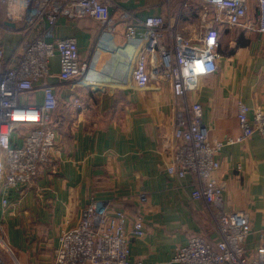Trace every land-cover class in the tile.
I'll return each instance as SVG.
<instances>
[{
    "label": "crops",
    "instance_id": "crops-1",
    "mask_svg": "<svg viewBox=\"0 0 264 264\" xmlns=\"http://www.w3.org/2000/svg\"><path fill=\"white\" fill-rule=\"evenodd\" d=\"M118 1L141 19L172 20L181 6V0ZM201 9L197 1L181 16L185 36L198 28ZM114 16L119 18V12ZM259 20L258 0H248L240 26L217 25L218 71L202 77L191 95L203 106L211 140L241 135L239 101L264 111V33L256 30ZM124 31L125 24L118 23L109 40L90 18L62 17L55 27V38L78 41L91 67L84 78L63 82L57 77L60 60L53 59L50 81L60 106L54 113L52 163L42 167L32 187L10 193L9 205L3 206L0 197L6 246L19 264H52L59 234L78 223L93 198L123 207L131 217H144L146 234L132 239L131 264H172L176 249L192 236L216 242L204 204L191 198L192 177L180 179L166 171L178 122L172 85L154 79L145 88L134 83L131 73L144 43L143 29L134 40H127ZM17 40H7L8 53ZM72 96L81 98L83 108L67 104ZM218 158L221 167L215 175L226 182L225 210L249 212L252 235L246 248L254 255L264 245V139L254 135L226 146Z\"/></svg>",
    "mask_w": 264,
    "mask_h": 264
},
{
    "label": "built area",
    "instance_id": "built-area-1",
    "mask_svg": "<svg viewBox=\"0 0 264 264\" xmlns=\"http://www.w3.org/2000/svg\"><path fill=\"white\" fill-rule=\"evenodd\" d=\"M201 1V21L189 37L181 27V16ZM257 31L264 33V0H258ZM210 9L213 14H210ZM248 11V0H181L180 12L172 20L163 16L138 18L123 9L118 0H0V197L10 204L9 194L32 187L42 167L52 163L57 143L54 113L60 106L51 83V64L60 60L57 75L63 82L84 78L91 67L83 59L75 38H55L62 18H90L102 35L114 38L117 25L125 24L127 40L143 29L144 43L131 76L139 88L154 80L170 82L178 122L170 139V176L192 177L191 198L204 204L216 242L192 236L178 247L172 264H264V245L254 255L246 243L252 235L247 211H226V182L216 177L218 158L229 145L259 135L264 139V111L238 102L241 135L211 140L203 119V106L191 95L202 77L218 71V24L240 26ZM119 12V18L114 16ZM16 24L15 28L5 23ZM253 29V28H252ZM17 37L10 53L7 37ZM69 106L83 108L81 98L72 96ZM169 146V145H168ZM144 199V196L142 197ZM146 234L144 217H131L123 207L93 198L82 210L75 226L58 236L52 264H131V241ZM10 251L11 248L6 246ZM0 264H4L0 256Z\"/></svg>",
    "mask_w": 264,
    "mask_h": 264
},
{
    "label": "rangeland",
    "instance_id": "rangeland-1",
    "mask_svg": "<svg viewBox=\"0 0 264 264\" xmlns=\"http://www.w3.org/2000/svg\"><path fill=\"white\" fill-rule=\"evenodd\" d=\"M210 14H213V10L210 9ZM2 223L0 224V240L5 244V230L3 229ZM0 256L4 260V264H19L18 261L14 258L16 256L14 250L10 251L1 241H0Z\"/></svg>",
    "mask_w": 264,
    "mask_h": 264
},
{
    "label": "water",
    "instance_id": "water-1",
    "mask_svg": "<svg viewBox=\"0 0 264 264\" xmlns=\"http://www.w3.org/2000/svg\"><path fill=\"white\" fill-rule=\"evenodd\" d=\"M6 26H9V27H12V28H15L16 27V24L14 23H10V22H6L5 23ZM14 258L16 259V257L14 256ZM17 260V259H16Z\"/></svg>",
    "mask_w": 264,
    "mask_h": 264
},
{
    "label": "trees",
    "instance_id": "trees-1",
    "mask_svg": "<svg viewBox=\"0 0 264 264\" xmlns=\"http://www.w3.org/2000/svg\"><path fill=\"white\" fill-rule=\"evenodd\" d=\"M201 4H202V7L204 6V3L203 2H201V1H199Z\"/></svg>",
    "mask_w": 264,
    "mask_h": 264
},
{
    "label": "bare ground",
    "instance_id": "bare-ground-1",
    "mask_svg": "<svg viewBox=\"0 0 264 264\" xmlns=\"http://www.w3.org/2000/svg\"><path fill=\"white\" fill-rule=\"evenodd\" d=\"M2 243H3V241L2 240H0ZM1 244V243H0ZM4 244V243H3ZM5 246H6V243L4 244Z\"/></svg>",
    "mask_w": 264,
    "mask_h": 264
}]
</instances>
